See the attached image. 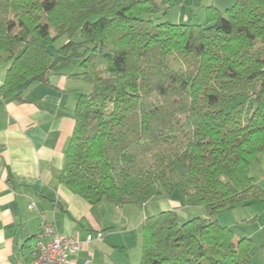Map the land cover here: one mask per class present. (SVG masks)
I'll return each mask as SVG.
<instances>
[{
    "label": "trees",
    "instance_id": "trees-1",
    "mask_svg": "<svg viewBox=\"0 0 264 264\" xmlns=\"http://www.w3.org/2000/svg\"><path fill=\"white\" fill-rule=\"evenodd\" d=\"M186 2L0 0L2 98L63 62L91 85L59 181L92 205L164 196L212 216L261 195L249 164L264 152V0L207 5L205 23L164 19ZM142 230L137 264H252V239L211 217L181 222L169 208Z\"/></svg>",
    "mask_w": 264,
    "mask_h": 264
},
{
    "label": "crops",
    "instance_id": "crops-1",
    "mask_svg": "<svg viewBox=\"0 0 264 264\" xmlns=\"http://www.w3.org/2000/svg\"><path fill=\"white\" fill-rule=\"evenodd\" d=\"M199 3L218 5L217 0ZM0 62L1 87L7 65ZM73 64H59L47 81L28 87L21 99L0 96V264L32 260L25 252L39 231L41 213L59 233L84 242L75 264H136L141 257L145 217L130 226L123 206L104 200L92 205L59 181L75 127L73 109L91 89L82 78L70 76L80 69ZM89 234L95 237L92 244L86 243Z\"/></svg>",
    "mask_w": 264,
    "mask_h": 264
},
{
    "label": "rangeland",
    "instance_id": "rangeland-1",
    "mask_svg": "<svg viewBox=\"0 0 264 264\" xmlns=\"http://www.w3.org/2000/svg\"><path fill=\"white\" fill-rule=\"evenodd\" d=\"M199 2L200 0H187L184 6L171 10L164 19L172 22L205 23L206 17L204 7L207 5L201 6ZM201 2L204 3L206 0H201ZM217 2V7L224 13L226 8L231 6L235 0H226V2L224 0H217ZM66 40L67 37L62 36L56 43L51 45V50L56 52L58 47L66 42ZM73 65L74 64L71 63V66ZM66 67L69 66L66 65ZM89 87L91 88V85ZM249 175L254 177L258 183L261 189V195L257 196L256 199L248 205H237L232 209L220 211L210 216L207 209L203 206L185 207L181 205L178 199L169 200L164 196H157L151 198L144 204L123 206L124 210H122V214L129 216L131 220L130 226L141 221L144 217L146 218L169 208L177 211L181 222L193 217H211L220 225L230 228L234 232L235 237L251 238L253 247L252 264H264V152L259 154L256 159L250 161ZM141 260L142 254L137 262L139 263Z\"/></svg>",
    "mask_w": 264,
    "mask_h": 264
},
{
    "label": "built area",
    "instance_id": "built-area-1",
    "mask_svg": "<svg viewBox=\"0 0 264 264\" xmlns=\"http://www.w3.org/2000/svg\"><path fill=\"white\" fill-rule=\"evenodd\" d=\"M30 208H35L32 204ZM41 225L36 234V250L34 257L27 264H75L76 255L83 249L84 242L76 235H62L53 222L44 213L40 214ZM95 237L89 234L86 243L92 244ZM97 240L103 239V233L98 231ZM85 260L84 264H89Z\"/></svg>",
    "mask_w": 264,
    "mask_h": 264
}]
</instances>
